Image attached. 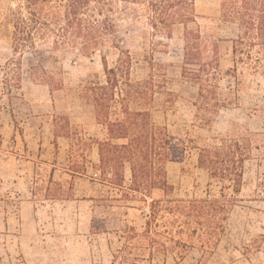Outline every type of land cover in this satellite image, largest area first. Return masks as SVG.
Returning <instances> with one entry per match:
<instances>
[{
	"label": "rangeland",
	"instance_id": "1",
	"mask_svg": "<svg viewBox=\"0 0 264 264\" xmlns=\"http://www.w3.org/2000/svg\"><path fill=\"white\" fill-rule=\"evenodd\" d=\"M220 3L221 0H195L198 20L220 38L219 92L226 99V105L204 126L198 125L196 119L197 89L180 73L181 31L175 29L172 38L154 36L146 17L132 20L124 2L115 5L120 7L117 24L121 32L128 30L134 34L124 43L137 53L132 76L147 77L152 55L158 65L155 72L160 73L158 80H164L148 107L154 123L166 126L177 137L194 139L197 146L213 142L214 136H248L253 150V156L244 164L243 182L237 194L229 186L210 179L207 170L197 165L195 150H190L182 161L165 164L174 198H218L228 208V215L219 232L210 235L209 231L200 230L189 236L193 247L183 259L176 257L177 248L174 253H163L158 247L149 260L147 252L140 249L120 252L125 241L124 225L137 232L143 230L147 210L142 203H127L133 207H127L123 216L121 208L110 214L111 210L106 208L111 204L108 200H103L100 207L88 200L115 196L116 191L89 178L94 173L92 166L98 162L97 148L84 147L82 142H88L89 137H103L104 132L95 123L92 107L79 101L69 87L75 88L79 80L102 73L99 56L87 58L76 52H59L39 59L25 52L17 56L23 68L19 87L4 83L3 65L14 57L10 16L14 3L0 0V182L4 181L0 188V216L3 210L16 211L19 198L26 197V192H20L23 185H14L21 177H25L23 184L31 180L37 183L34 191L39 201L56 199L40 207L42 231L22 235V242L28 244L33 240L37 250L31 251L25 261L21 257V264H110L112 254L117 255L115 264H230L245 258L252 264L264 261V60L257 70L239 65L237 77L226 72L233 65L231 39L237 35V27L221 18ZM115 57L109 56L110 65ZM36 64L47 69L62 68L66 87L51 93L46 85L33 82L26 70ZM74 164L84 165V175L71 176L69 169ZM51 169L54 172L50 175ZM128 177L126 170V181ZM160 196L161 192L154 193V197ZM94 214L95 229L105 219L111 222L107 227L121 226V231L93 232ZM162 220L158 219L159 224ZM159 229L156 238L170 246L163 227ZM172 229L177 237V225ZM186 232L185 229L181 234L184 239L188 237ZM6 243L0 235V264H16V250L6 249Z\"/></svg>",
	"mask_w": 264,
	"mask_h": 264
},
{
	"label": "trees",
	"instance_id": "2",
	"mask_svg": "<svg viewBox=\"0 0 264 264\" xmlns=\"http://www.w3.org/2000/svg\"><path fill=\"white\" fill-rule=\"evenodd\" d=\"M12 2L14 57L3 65L4 83L19 87L23 68L17 56L25 52L39 59L47 53L55 55L59 52H76L87 58L99 56L102 73L81 79L75 88L69 89L79 101L92 107L95 123L104 132L103 137H89L88 142H82L84 147L97 148L98 162L92 166L94 173L89 178L116 191L115 196L88 200L96 203V207L108 200L111 204L106 208L111 210L110 214L121 208L124 216L127 207H133L126 205L129 202H140L147 210L141 232L124 225L125 241L120 252L140 249L147 252L150 260L158 247L163 253H174L177 248L176 257L183 259L185 252L193 247L189 236H195L200 230H207L210 235L222 230L228 215L226 205L218 198H174L165 164L182 161L190 150H195L197 165L207 170L210 179L229 186L237 194L243 182L244 164L253 156L250 140L248 136H214L213 142L197 146L194 139L177 137L166 126L155 124L148 107L154 94L162 89L164 80H158L160 73L155 72L158 65L153 62L152 55L147 77L132 76L137 53L124 43L134 34L128 30L121 32L117 24L120 7H115L124 2V9L128 10L132 20L146 17L154 36L162 34L172 38L175 29L181 31L180 73L197 89L196 119L198 125L204 126L210 124L214 115L226 105V99L219 92L220 38L198 20L195 0ZM220 6L221 18L237 27V35L231 39L233 65L226 72L237 77L239 65L259 69L264 60V0H221ZM113 54L116 57L110 65L108 59ZM26 73L33 82L46 85L51 93L66 87L62 68L47 69L36 64L29 66ZM132 104L137 107L132 108ZM81 170L84 165L74 164L69 169L72 177L84 175ZM126 170L129 171L128 181ZM156 191L162 196L154 197ZM114 202L120 204L115 206ZM94 216L91 219L93 232L121 231V226L107 227L111 222L105 219H101L103 223H98L100 226L95 229ZM159 218L163 219L162 224H159ZM174 225L178 227L177 237L172 229ZM161 226L170 246L156 238ZM185 229L187 239L181 236ZM116 259L117 255L112 254L110 264H115Z\"/></svg>",
	"mask_w": 264,
	"mask_h": 264
},
{
	"label": "crops",
	"instance_id": "3",
	"mask_svg": "<svg viewBox=\"0 0 264 264\" xmlns=\"http://www.w3.org/2000/svg\"><path fill=\"white\" fill-rule=\"evenodd\" d=\"M51 172L54 170L51 169ZM53 174V173H52ZM20 181L14 182L16 184H22V189L20 192H26L25 198H19L17 202L16 211L7 212L3 210V214L0 216V235L4 236L7 243L4 245L9 251L16 250V264L24 263L28 254L31 251L37 250L36 242H29L28 244L22 242V235H37L39 231H42V226L40 225V207L43 206L44 202L54 201L56 199H44L39 201L35 195L34 185L37 183L34 180L28 181V184H23L25 177L19 178ZM49 181V180H48ZM52 179L49 181L50 185ZM4 184L0 182V188ZM26 185V186H25ZM8 199V197H7ZM0 202H3V198L0 197ZM80 202V201H79ZM40 212V214H39ZM40 215V216H39ZM12 257L11 255H8ZM24 261L22 262V258ZM1 261V257H0ZM230 264H252L249 259L235 260ZM260 264H264V261Z\"/></svg>",
	"mask_w": 264,
	"mask_h": 264
}]
</instances>
